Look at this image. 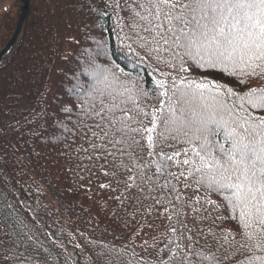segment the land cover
<instances>
[{
	"label": "snow or ice",
	"instance_id": "snow-or-ice-1",
	"mask_svg": "<svg viewBox=\"0 0 264 264\" xmlns=\"http://www.w3.org/2000/svg\"><path fill=\"white\" fill-rule=\"evenodd\" d=\"M73 7L95 47L28 123L121 231L103 244L80 232L88 264H264V87L250 86L264 79V0ZM6 207L0 264H48L51 234Z\"/></svg>",
	"mask_w": 264,
	"mask_h": 264
},
{
	"label": "trees",
	"instance_id": "trees-1",
	"mask_svg": "<svg viewBox=\"0 0 264 264\" xmlns=\"http://www.w3.org/2000/svg\"><path fill=\"white\" fill-rule=\"evenodd\" d=\"M29 1L19 38L0 61V216L11 204L22 217L50 233L41 237L48 264H88L90 253L79 233L103 244L113 242V231L117 235L121 231L97 211V197L86 199V193L77 190L78 182L73 183L74 177L64 171V162L56 163V150L32 135L36 125L28 121L46 106L45 101L53 103V97L63 94L70 82L63 73H71L83 61V49L95 45L85 39L86 17L73 7V0ZM23 4L24 0H17L13 10L0 12V51L17 28ZM105 19V26L113 27ZM107 35L110 55L116 53L112 59L131 71V64L119 55L115 35ZM213 75L221 83L231 80L219 71ZM229 86L235 87V82ZM250 86L264 87V79H252ZM213 199L221 202L220 197ZM77 244L81 248L74 247Z\"/></svg>",
	"mask_w": 264,
	"mask_h": 264
},
{
	"label": "water",
	"instance_id": "water-1",
	"mask_svg": "<svg viewBox=\"0 0 264 264\" xmlns=\"http://www.w3.org/2000/svg\"><path fill=\"white\" fill-rule=\"evenodd\" d=\"M25 4L17 25V28L12 36V38L9 40V42L5 45V47L0 51V61L2 60V58L14 47L17 39L19 38V35L21 33V30L23 28L25 19L27 17V13L29 10V0H24Z\"/></svg>",
	"mask_w": 264,
	"mask_h": 264
},
{
	"label": "rangeland",
	"instance_id": "rangeland-1",
	"mask_svg": "<svg viewBox=\"0 0 264 264\" xmlns=\"http://www.w3.org/2000/svg\"><path fill=\"white\" fill-rule=\"evenodd\" d=\"M16 1L17 0H0V12H3L4 10H13L15 7L14 4ZM24 4H25V1H24ZM24 4H23V7H24Z\"/></svg>",
	"mask_w": 264,
	"mask_h": 264
}]
</instances>
